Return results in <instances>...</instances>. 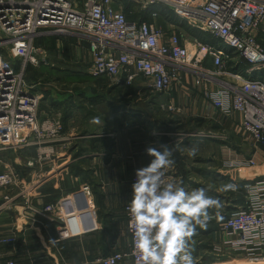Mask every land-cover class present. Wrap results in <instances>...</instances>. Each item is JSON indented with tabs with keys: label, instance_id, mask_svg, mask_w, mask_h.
Masks as SVG:
<instances>
[{
	"label": "built area",
	"instance_id": "built-area-1",
	"mask_svg": "<svg viewBox=\"0 0 264 264\" xmlns=\"http://www.w3.org/2000/svg\"><path fill=\"white\" fill-rule=\"evenodd\" d=\"M141 4V0H132ZM144 8L162 5L200 31L210 33L248 64L257 77L228 70L230 54L212 44H205L186 34L165 31L155 22L128 21L114 0H0V212L16 207L23 200V210L30 206L31 193L45 175L33 173L28 181L23 172L1 156L13 151L49 146L51 152L29 159L26 166L52 155L53 145L61 143L64 125L60 117L40 116L43 94L26 80L30 65L47 64L48 55L35 40L42 36L75 38L87 44L91 55L89 73L109 83L132 86L137 79L148 84L155 94H166L189 78L194 88L223 115L240 113L245 138L264 144V0H144ZM157 14H153L154 21ZM20 60L19 71L12 60ZM211 59L212 68L205 62ZM167 110L177 111L174 104ZM209 136V135H208ZM68 140L64 141L67 146ZM39 152V151H38ZM230 170L256 166L253 158L224 150ZM43 155V156H41ZM168 179V176L166 177ZM135 174L132 177V183ZM246 203L231 213L220 225L222 235L238 238L225 243L245 254L246 264H264V179L244 184ZM93 188L84 183L79 189L45 205L39 212L58 226V240L100 230L93 202ZM129 222L128 205L125 206ZM128 252H116L92 264H125L131 261L132 233ZM15 237L0 239L15 242ZM2 264H20L9 259Z\"/></svg>",
	"mask_w": 264,
	"mask_h": 264
},
{
	"label": "crops",
	"instance_id": "crops-1",
	"mask_svg": "<svg viewBox=\"0 0 264 264\" xmlns=\"http://www.w3.org/2000/svg\"><path fill=\"white\" fill-rule=\"evenodd\" d=\"M57 45L60 48L68 46L71 60L86 65L68 70L85 79L44 85V90L51 91V96L41 102L40 116L43 119L60 117L64 124L63 139L68 143L64 146L66 140H62V146L54 144L51 157L37 161L33 169L27 167L26 162L36 159L39 153L51 152L49 146L52 145L40 149L34 147L32 150L36 152L32 154L31 150V157L24 159L20 154L15 159L16 169L27 178L30 179L33 173L46 174V177L31 193L30 206L35 211L23 210L25 204L18 199L16 207L10 206L0 212V239L16 238L12 243L0 242V264L9 259L20 264H92L105 258L106 253L128 252L131 240L125 206L131 199L135 169L150 160L145 155L148 144L172 148L175 164L165 170L168 179L183 180L188 189L205 187L208 195L221 201L219 209H209L212 219L207 228H198L193 238L196 264L247 263L245 254L234 251L225 243L238 237L219 232L225 219L246 203L244 194V205H236L242 195L239 186L264 179V144L256 145L243 136L240 113L223 115L202 97L189 78H184L183 85H175L166 94L151 92L141 79L132 86L99 83L89 73L91 55L87 44L62 37ZM219 48L229 53L225 46ZM44 49L51 57L52 53ZM231 54L235 63L232 68H237L241 59L233 51ZM244 64L246 67L239 68L238 73L254 77L256 72H248L249 66ZM205 66L212 68L211 59L206 60ZM121 91L123 95L128 94L125 99H121ZM169 104H174L177 111L167 110ZM93 118H99L98 122ZM193 146L198 152L195 157H190L188 151ZM215 149L220 151L219 158ZM225 149L253 158L256 166L228 169ZM84 183L93 188L92 199L100 230L55 242L58 240L57 224L39 212ZM228 183L237 185V190L221 191L222 185ZM2 202L3 193L0 192V204Z\"/></svg>",
	"mask_w": 264,
	"mask_h": 264
},
{
	"label": "clouds",
	"instance_id": "clouds-1",
	"mask_svg": "<svg viewBox=\"0 0 264 264\" xmlns=\"http://www.w3.org/2000/svg\"><path fill=\"white\" fill-rule=\"evenodd\" d=\"M197 152L193 146L188 155L195 157ZM145 155L150 160L135 169L128 204L135 264H196L193 238L198 228H207L212 219L209 209H219L221 201L208 195L205 187L188 189L183 180L166 178L165 170L175 164L169 145L148 144ZM237 187L228 183L221 191Z\"/></svg>",
	"mask_w": 264,
	"mask_h": 264
},
{
	"label": "trees",
	"instance_id": "trees-1",
	"mask_svg": "<svg viewBox=\"0 0 264 264\" xmlns=\"http://www.w3.org/2000/svg\"><path fill=\"white\" fill-rule=\"evenodd\" d=\"M114 1L117 4H119V5L122 4L124 6V13H125L128 21L153 23L154 22L153 14H157V17H159V19L161 20L160 23H162V24H163V22L164 23L165 22L170 23V24L182 29L185 33H187V35H189L192 38H195V39L199 40L202 43L212 44V45H214L216 47L225 46L222 42H220L219 40L215 39L210 33L203 32V31H200L198 29H195V28L191 27L187 23V21H185V20L181 19L180 17H178L174 12H172L171 10H169L165 6L152 5V6L147 8V10L142 14V16H140V14H133L134 13L133 11L135 9H134V5H133L131 0H114ZM179 34H181V33H179ZM61 39L62 38L57 37V36H42V37H39V38H37L35 40V46L36 47L46 48L50 53H52V56L56 55L57 56L56 58H58L61 55L63 57L61 59H63L64 62L65 61H69V60H71V56H70V53H69L68 46H64V47L62 46L60 48L57 45V41H59ZM226 49H229L228 50L229 54H231L232 51H233L232 49H230L228 47H226ZM53 53H54V55H53ZM52 56L49 57V59L54 60V58ZM58 59H60V58H58ZM12 63H13L14 68L16 69V71H19L20 68H21V64H22L21 61L16 59V60H12ZM244 63H245V61L241 59L240 65L237 66V68H232V67H234L235 63L231 61L230 64H229V70H231L233 72H239V70L241 68L246 67ZM29 67H31V65L28 66L27 69H26V79L30 83L35 85V84L38 83V81H37L38 72H32L31 73ZM52 68H54V67H52V65L47 62V65L43 66V68H41V69L44 72H47L49 70V71H52L53 73H55V71L56 72L60 71L58 69L57 70H52ZM35 71H37V70H35ZM53 73H51L50 75H53ZM258 74H259L258 72L254 73V77L259 76ZM68 75L69 76H73L74 80H76V79L78 80L79 79V81H80L81 79H85L84 76L75 75V74H72L71 72L68 73ZM262 75H264V73H262ZM95 81H99V83H102V84H107L108 83L105 79H97ZM46 84H49V83H46ZM41 91L43 92L42 94H43V100L44 101L51 96V91L49 92V91H46L44 89H42ZM122 93L123 92L121 91L120 92V97H121V99H125L128 96V94L123 95ZM120 109H121V107H120ZM32 149L33 148H31L29 150L31 151ZM35 152H36V150H32V154H35ZM22 178L25 181L29 180V178H27L26 175H23ZM239 191H240V193L242 195L238 198V200H236V205L240 206V205H244V198L243 197H244L245 193H244V185L243 184H241L239 186ZM229 210H231V209H229ZM220 221H224V218H220ZM105 256L106 257L109 256V253H106Z\"/></svg>",
	"mask_w": 264,
	"mask_h": 264
},
{
	"label": "rangeland",
	"instance_id": "rangeland-1",
	"mask_svg": "<svg viewBox=\"0 0 264 264\" xmlns=\"http://www.w3.org/2000/svg\"><path fill=\"white\" fill-rule=\"evenodd\" d=\"M132 1V0H131ZM141 2V4L139 3H135L134 1H132L133 5H134V13L133 14H140V16H142V14L147 10V8H144V0H141L139 1ZM117 4V3H116ZM118 7H121L122 10H124V6L121 4H117ZM150 7V6H149ZM156 24L161 27L163 30L165 29L166 31L167 30H171L173 32H176V33H181V34H186L182 29L170 24V23H167V22H161V20L159 19V17L156 18L155 20ZM167 23V24H166ZM263 35V34H261ZM0 36H2L0 34ZM188 37H190L189 35H187ZM264 38V35L262 36ZM260 37V42L262 44H264V40L263 38ZM263 41V42H262ZM54 55V53H53ZM54 58V60H51L49 59V57H47V60L46 62L50 63L52 65V70H60V71H55V73H53L52 71H47V72H44L41 68H43V66H46L47 64L45 63H40V65H31V67H29L31 73L32 72H38V83L37 84H32L30 83L27 79V82L30 83L31 85H34V86H37V90L40 92V93H43L41 90L44 89V85L46 83H49V84H60V83H67V82H71L74 80V77L73 76H69L68 73L69 71L68 70H76V69H81V68H85L86 65L83 64L82 62L81 63H78L77 61H74V60H69V61H65L63 59H58L56 58L57 56L54 55L52 56ZM89 66V65H88ZM37 70V71H35ZM51 73H53V75H50ZM43 75V76H42ZM49 80V81H48ZM48 81V82H47ZM148 91V90H147ZM148 95L151 96V99H153V95H151L150 93H148ZM43 119V118H42ZM59 144V143H58ZM61 146H62V143H60ZM214 146H216V148L219 146H217L216 142H214ZM66 148V147H65ZM22 155L24 159H26L27 157H31L30 155V150H23V151H19L17 154H15L13 151L9 152V153H6V154H3L1 156L2 160L4 163H11L13 165H15V159L17 158L18 155ZM215 154H216V157L219 158L220 157V151L219 149H215ZM5 171V167L3 165H0V173ZM24 219H22V222H23ZM126 264H133L132 262H128ZM246 264V262L244 263ZM249 264V263H248Z\"/></svg>",
	"mask_w": 264,
	"mask_h": 264
},
{
	"label": "bare ground",
	"instance_id": "bare-ground-1",
	"mask_svg": "<svg viewBox=\"0 0 264 264\" xmlns=\"http://www.w3.org/2000/svg\"><path fill=\"white\" fill-rule=\"evenodd\" d=\"M217 264V263H216ZM226 264H234V263H226Z\"/></svg>",
	"mask_w": 264,
	"mask_h": 264
}]
</instances>
